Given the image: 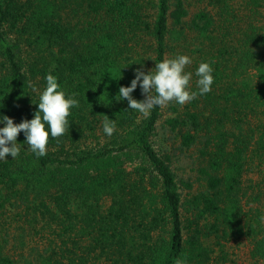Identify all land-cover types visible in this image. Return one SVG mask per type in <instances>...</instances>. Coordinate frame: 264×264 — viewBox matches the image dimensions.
Wrapping results in <instances>:
<instances>
[{"label": "trees", "instance_id": "obj_1", "mask_svg": "<svg viewBox=\"0 0 264 264\" xmlns=\"http://www.w3.org/2000/svg\"><path fill=\"white\" fill-rule=\"evenodd\" d=\"M179 54L210 92L117 100ZM48 73L79 107L45 156L21 132L0 160V264H233L236 241L264 264V0H0V113L31 119Z\"/></svg>", "mask_w": 264, "mask_h": 264}, {"label": "clouds", "instance_id": "obj_2", "mask_svg": "<svg viewBox=\"0 0 264 264\" xmlns=\"http://www.w3.org/2000/svg\"><path fill=\"white\" fill-rule=\"evenodd\" d=\"M191 63L190 56L179 54L156 62L154 68L147 72L142 70L141 64L140 68L133 70L134 76L129 85L119 87L117 100L126 99L129 109L135 110L143 118H148L155 107H162L170 102L184 105L198 95L210 92L214 82L211 63L202 61L196 67L194 74L197 77V90L190 87L193 73L185 70ZM45 82L43 90L31 86L32 91L38 95V102L35 103L37 107L31 119L14 123L13 118L0 113V160L7 159L9 154L13 159L20 154L21 143L17 142V136L21 132L25 137L26 150L36 157H43L48 151L49 136L57 138L69 130L70 110L79 107V100L75 94L66 93L56 75L46 74ZM138 86L144 96L142 100H137L132 95ZM102 129L106 136H111L116 131L115 119L105 115ZM260 220L264 222V215ZM176 264H180V261Z\"/></svg>", "mask_w": 264, "mask_h": 264}, {"label": "rangeland", "instance_id": "obj_3", "mask_svg": "<svg viewBox=\"0 0 264 264\" xmlns=\"http://www.w3.org/2000/svg\"><path fill=\"white\" fill-rule=\"evenodd\" d=\"M228 252L230 253L233 264H252L249 258V246L242 241L231 243Z\"/></svg>", "mask_w": 264, "mask_h": 264}]
</instances>
